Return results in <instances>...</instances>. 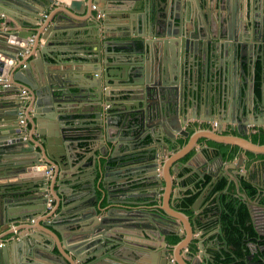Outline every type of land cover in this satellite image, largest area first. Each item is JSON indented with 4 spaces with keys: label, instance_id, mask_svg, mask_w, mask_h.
<instances>
[{
    "label": "water",
    "instance_id": "water-1",
    "mask_svg": "<svg viewBox=\"0 0 264 264\" xmlns=\"http://www.w3.org/2000/svg\"><path fill=\"white\" fill-rule=\"evenodd\" d=\"M104 1L91 22L96 0H68L51 19L44 11L54 0H0V24L8 26L0 25V231L17 220L31 229L37 214L52 210L48 172L73 192L56 194L58 217L42 224V240L21 236L19 224L4 234L15 245L1 235L0 264H154L151 246L132 238L147 230L160 240L157 264L212 260L201 235L212 216L202 218L200 209L221 174L209 171L192 217L166 201L176 183L185 187L172 173L190 168L204 179L206 168L223 162L221 146L235 153L225 191L233 182V195L250 200L239 184L247 173L238 170L246 152L264 154V143L239 132L250 124L264 137V0ZM71 41L92 49L90 62L60 63L54 46ZM200 78L220 88L203 107L195 102ZM74 112L86 118L89 144L69 132ZM197 145L204 172L194 165ZM141 185L154 203L161 194L159 206L147 208L145 200L139 207L133 192Z\"/></svg>",
    "mask_w": 264,
    "mask_h": 264
},
{
    "label": "crops",
    "instance_id": "crops-1",
    "mask_svg": "<svg viewBox=\"0 0 264 264\" xmlns=\"http://www.w3.org/2000/svg\"><path fill=\"white\" fill-rule=\"evenodd\" d=\"M67 1L68 0H54V4H52L50 7H48L44 11V14L48 15L49 19H51L55 10H58L60 8H64V5L67 4L66 3ZM96 2H97L96 6H94L95 8H92V6H90V8H89V9H93V12L95 13L94 20L90 19L91 22L92 21L94 22L97 19V17H99L98 9H102V7H105V4H107V1L105 2L104 0H96ZM194 2H195V0H194ZM89 3H90V0H89ZM110 20L118 21L119 18H111ZM120 23L122 24V22H120ZM87 24L90 25L91 23L88 22ZM0 25L2 27H5V28L8 27V26H3V24H0ZM118 26H119V24L114 25L113 27H118ZM124 27L125 26L120 27V29L124 30L125 29ZM88 29L91 31V33H88V31H87L85 33V35L90 37L93 34L92 29H91V25ZM133 31L137 32V35H138L137 28H135V29H131V31H130L131 36H133V34H132ZM41 42L43 43V40H41ZM54 47H56L55 48L56 50L59 48L61 49V52L58 53L59 54L58 58L60 60V63H64V64H68L71 62H90L92 56H94V54L92 53V49L85 46V44H83L81 41H79L78 43H74L71 41V42H68L66 44H62V45H58V46H54ZM201 82H203L202 86L199 87V89L195 93V95H196L195 102L198 104H201L200 106L203 107V102H204L203 100L206 99L207 97L214 99V96H213L214 90L218 91V90H220V88L217 87V89H216V87L214 85H210L209 82H206V80L200 78L198 81V84H200ZM112 101L116 102L118 100L113 99ZM202 112H203L202 108H195L193 113H194V116L199 117L202 115ZM213 112H214V110H213ZM211 113H212V110L209 108V114H211ZM213 116H216V114H213ZM213 116L211 115L210 117H213ZM73 118H74L73 122L69 123V126L71 124V126H70L71 130L69 132L78 136L77 139H78L80 144H82V145L89 144L91 136L86 135V133L89 131V128H88L89 125H87V123L85 122L86 118L82 117L81 115H79L78 113H75V112H74ZM214 121L217 122L216 119H214ZM211 125H213V124H211ZM200 127H202V128L209 127V124H207V125L204 124L202 126L200 125ZM23 129H24L25 137L30 136V133L33 131V129H31L29 125L24 126ZM44 129L47 130V127L45 126ZM257 131H258V129H256L253 125L249 124L246 126L245 130L241 131V133L239 132V134L243 133V136L245 138L250 137L249 139L252 142L264 143L263 135H259V133ZM229 132L230 131H226L224 133H229ZM234 133H237V132H234ZM200 142L204 144L205 139L203 137H201ZM208 144L213 145L215 143L209 142ZM154 146H157V145L154 144ZM195 149L199 151L197 154V160H196V162H194L195 168L198 167L197 171L204 172L205 167H206L204 157L200 153L198 145L196 146ZM208 153H209L208 150H203V154L206 155ZM246 156L249 159L247 158V160L245 161V164L242 165V167H240L238 171H245L247 173V177L254 174L255 175V178H254L255 185H259L261 187H264V154H259V155L255 156L250 152H246ZM222 159H223V162L217 161L215 163V165H213L212 170H208V172H207L208 168H206V170H205L206 173H204V179L199 178L197 180V179H194L192 176H190L191 172L195 171L194 169L191 171L190 168H181V169H179V171L177 173H172V177L174 180L175 179L179 180L178 177H181L180 179L183 180V182H181V184L182 183L185 184V187L181 189L180 183H176L174 186H177V187H175V189H173L174 194L172 192V197L167 199L166 206L168 204V201L170 200V203L173 204L175 207H180V202H179L180 200H178V198L176 196L177 195L176 193H178L179 190H181L180 195H182V196L191 195V194H194L197 192L200 193V190L203 186H206L207 184H211V182H210L211 175L209 174L210 173L209 171H211V172L215 171V172L220 173L222 176L219 175L218 180L220 178H225L226 181L228 182L227 177L224 174L226 173L225 169H228L230 166H232V164H231L232 159H227L224 157ZM72 173L74 174V172H72ZM23 175H25V174H23ZM30 175H27V176L25 175V176H20V177H28ZM196 175H198V174L195 173V176ZM121 176H124V175L122 174ZM207 176L210 178V180L207 184H205L204 181H205ZM48 177H51V180L47 181L46 190L48 191L49 195L51 196L49 198L50 199L49 201L51 203L53 202L52 203V210L46 214H43V213L37 214L34 217V219L39 220V221L32 224L33 228H31V229H28L29 228V224L27 223L28 220L26 221V223L20 222L21 220H17L16 222L10 223L7 227H4L0 231V236L3 235V242L8 241V240L12 241L11 239L15 238L11 233H10V235H4V234L6 232H9V229L12 228L14 225H17V224H19V226H24L26 228V229L19 231L21 236H25L27 232L36 236L37 240H42L46 236L45 232L47 231V229L42 224L43 223H45V224L51 223L54 218L58 217V213H59V212H57L59 209L56 208L57 204H55V199H57L56 194L58 193V195L61 199H64L68 195L73 194V192L71 190L72 184L67 182V180H62V183L60 181H58L59 182L58 183L55 179V176L53 174H51L50 172H48ZM123 179H125V177ZM214 184H212V189H213ZM201 185H203V186L201 187ZM229 186L232 187L230 192L233 195L235 193V184L233 182H231ZM146 189H148V187ZM146 189L143 187V185L136 186L134 188V192H133L135 195L133 200L141 203L140 204L141 206H139L141 208L146 207V206H147V208L148 207L152 208V207H155L157 205L159 206L161 194H159V193L157 194L158 200L156 201V203H154L153 201H151V197L149 196V194H147V192H145V191H148ZM212 189L206 194L204 202H203L202 207L200 209V215L202 218H208L207 214L211 215L210 213H208L211 210L210 208L216 206V204L218 202V193L212 192ZM160 191H162V190H160ZM145 200L147 201V203L145 204L146 206L142 205V203H144L143 201H145ZM70 205L71 204H69V206ZM53 211L55 213L56 212L57 213L54 214L53 216H51L50 219H47V216H50V214ZM190 211H191V213H188V212L186 213L184 211L183 212L185 214H187L189 217H192L194 215V212L191 209H190ZM213 219L209 220V223H207V224H202V227L205 228V231L202 234H203L204 241L206 242L205 248H206L207 252H208V249H210L211 245H213V242L216 241L215 238L218 237V235L216 234V230L213 227L209 228V226L214 225V223L210 222ZM14 234L17 235L16 231H14ZM56 234L59 236V233L56 232ZM132 238L134 240L140 242V243L151 246V248L149 249V254L153 258L154 264H157L158 255H156V249H154L153 247L159 245V243H160V240L158 239V235L153 234L147 230L146 234L139 232L138 234H136ZM210 238L212 240H209ZM12 244L15 245L16 243L14 241H12ZM22 244L25 245V242L23 241ZM214 245H215V243H214ZM13 250H15V251L12 252V254H14L13 256H15L16 251L18 253L16 246L13 247ZM53 250L58 253V249L56 247H54ZM65 255L67 257L72 258V255L70 253H67ZM132 258H133V256H132ZM204 260L207 261L206 257H201L199 262L203 264ZM67 264H69V263H67Z\"/></svg>",
    "mask_w": 264,
    "mask_h": 264
},
{
    "label": "trees",
    "instance_id": "trees-1",
    "mask_svg": "<svg viewBox=\"0 0 264 264\" xmlns=\"http://www.w3.org/2000/svg\"><path fill=\"white\" fill-rule=\"evenodd\" d=\"M223 149V157L232 159L235 153L226 154V146ZM255 175L248 178H240L241 189L249 198H257L259 203L264 206V194L258 193V188L254 183ZM207 176L205 184L209 182ZM227 181L220 178L213 186L212 192L218 193V202L211 210H216L219 215L218 223L221 226L220 238L227 245V251H222L215 255L213 262L209 264H264V235L259 234L252 226L249 219V208L247 203L232 195L231 186L227 191L225 188ZM264 188V187H263ZM198 192L184 197L180 206L187 213H191L190 206L198 196ZM178 237L173 239L177 242ZM249 243L253 244L252 247Z\"/></svg>",
    "mask_w": 264,
    "mask_h": 264
},
{
    "label": "flooded vegetation",
    "instance_id": "flooded-vegetation-1",
    "mask_svg": "<svg viewBox=\"0 0 264 264\" xmlns=\"http://www.w3.org/2000/svg\"><path fill=\"white\" fill-rule=\"evenodd\" d=\"M216 123L217 122H213L212 124L216 125ZM186 196H188V195L182 196L181 200L184 197H186ZM247 198H249V197H247ZM249 199L250 200H242L245 203H247V205H248V208H249V219H250V221L252 223L253 228L259 234L264 235V206L259 203L258 197L257 198H249ZM181 200L179 202H181ZM180 208H182V207L180 206ZM182 211H184V210L182 209ZM208 213H210L212 215V217L214 218V219L212 218L213 220L210 221V222L214 223V225L213 226H209V228L213 227L216 230V234L218 235V237L215 238L216 241L213 242V245H211L210 249H208V252L206 250V253L207 254H211V255L212 254L216 255V254L220 253L221 250L222 251H227V245H226L225 241L220 238V234H221V229L220 228H221V226H220V223H218V219H219L218 213L216 212V210H210ZM207 223H209V221ZM209 240H212V239L210 238ZM214 243H215V245H214ZM205 244H206V242H205ZM219 245H220V248H216V247H219ZM221 246H223V247H221ZM249 246L252 247L253 244L249 243ZM213 260H214V258L212 260H210V261L208 260L207 264H209V262H213ZM170 261L172 263H174L173 259H171V258H170ZM204 262H205V260H204Z\"/></svg>",
    "mask_w": 264,
    "mask_h": 264
},
{
    "label": "built area",
    "instance_id": "built-area-1",
    "mask_svg": "<svg viewBox=\"0 0 264 264\" xmlns=\"http://www.w3.org/2000/svg\"><path fill=\"white\" fill-rule=\"evenodd\" d=\"M2 80H3V79H2V75H0V81H2ZM21 93H22V94H25V93H26L25 89H23V90L21 91ZM19 115H20V116H19V117H20L19 123H22V124H23V123H24V118H21V117H22V111L19 112ZM0 245H1V244H0Z\"/></svg>",
    "mask_w": 264,
    "mask_h": 264
},
{
    "label": "bare ground",
    "instance_id": "bare-ground-1",
    "mask_svg": "<svg viewBox=\"0 0 264 264\" xmlns=\"http://www.w3.org/2000/svg\"><path fill=\"white\" fill-rule=\"evenodd\" d=\"M179 200H181V199H179ZM191 209V208H190ZM192 210V209H191ZM181 211H182V208H181ZM183 212V211H182ZM202 235V238H203V234H201ZM203 240H204V238H203Z\"/></svg>",
    "mask_w": 264,
    "mask_h": 264
}]
</instances>
